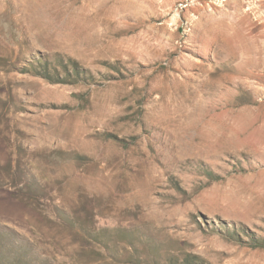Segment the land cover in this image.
<instances>
[{
    "label": "rangeland",
    "instance_id": "374dc122",
    "mask_svg": "<svg viewBox=\"0 0 264 264\" xmlns=\"http://www.w3.org/2000/svg\"><path fill=\"white\" fill-rule=\"evenodd\" d=\"M263 2L0 0V264H264Z\"/></svg>",
    "mask_w": 264,
    "mask_h": 264
},
{
    "label": "trees",
    "instance_id": "16d2710c",
    "mask_svg": "<svg viewBox=\"0 0 264 264\" xmlns=\"http://www.w3.org/2000/svg\"><path fill=\"white\" fill-rule=\"evenodd\" d=\"M74 70H75V74H73V76H72V74H70L69 72H66V77L67 78H63V79H61V78H58V80H57V82H52V80H51V78H50V76H49V70L46 68L44 71H45V75L43 74H39V75H42L41 76V78L42 79H44V80H46V81H50L51 83H60V84H65V83H68L67 81L68 80H66V79H73V77H75L76 79H84L83 81H86L85 79H86V77L85 76H83V75H81V73L80 72H78V66L75 64V66H74ZM261 247H264V246H261Z\"/></svg>",
    "mask_w": 264,
    "mask_h": 264
},
{
    "label": "bare ground",
    "instance_id": "6f19581e",
    "mask_svg": "<svg viewBox=\"0 0 264 264\" xmlns=\"http://www.w3.org/2000/svg\"><path fill=\"white\" fill-rule=\"evenodd\" d=\"M260 60V59H259ZM261 61V60H260ZM246 115V114H245ZM246 117V116H245ZM245 117H244V120H245ZM248 119H249V117H248ZM246 122H247V120H245ZM245 122V123H246ZM248 125V124H247ZM242 126H244V125H242ZM252 127V126H251ZM245 129H246V127H244ZM261 129V128H260ZM247 130V129H246ZM254 130H255V128H254ZM257 132V131H256ZM260 133H262V132H260ZM260 138H261V136H260ZM262 140V139H261ZM242 144V143H241ZM244 144V143H243Z\"/></svg>",
    "mask_w": 264,
    "mask_h": 264
},
{
    "label": "crops",
    "instance_id": "0c3cea01",
    "mask_svg": "<svg viewBox=\"0 0 264 264\" xmlns=\"http://www.w3.org/2000/svg\"><path fill=\"white\" fill-rule=\"evenodd\" d=\"M248 3H249V5H251V2L250 1ZM259 5H260V7L263 6L264 5V2L263 3H260ZM253 9H254V7H253Z\"/></svg>",
    "mask_w": 264,
    "mask_h": 264
}]
</instances>
